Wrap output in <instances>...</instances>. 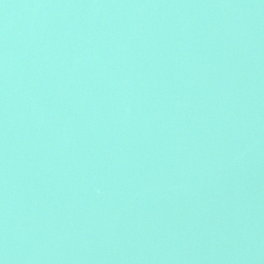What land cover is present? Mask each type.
<instances>
[{"label":"water","instance_id":"water-1","mask_svg":"<svg viewBox=\"0 0 264 264\" xmlns=\"http://www.w3.org/2000/svg\"><path fill=\"white\" fill-rule=\"evenodd\" d=\"M0 264H264V0H0Z\"/></svg>","mask_w":264,"mask_h":264}]
</instances>
